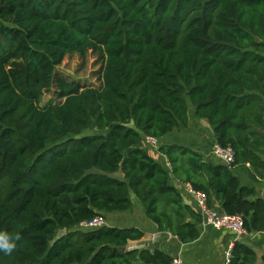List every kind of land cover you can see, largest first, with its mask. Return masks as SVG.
Returning <instances> with one entry per match:
<instances>
[{"label": "trees", "instance_id": "16d2710c", "mask_svg": "<svg viewBox=\"0 0 264 264\" xmlns=\"http://www.w3.org/2000/svg\"><path fill=\"white\" fill-rule=\"evenodd\" d=\"M88 52L102 61L99 88L56 71ZM50 90L62 102L41 105ZM189 104L232 148L231 166L160 146L168 171L147 153L145 138L186 126ZM259 154L264 0H0V233L21 237L0 264H171L160 251H124L138 228L79 227L131 210L133 196L157 232L194 241L200 215L171 177L261 233L264 202L232 172H264ZM245 240L230 264H259Z\"/></svg>", "mask_w": 264, "mask_h": 264}, {"label": "crops", "instance_id": "0c3cea01", "mask_svg": "<svg viewBox=\"0 0 264 264\" xmlns=\"http://www.w3.org/2000/svg\"><path fill=\"white\" fill-rule=\"evenodd\" d=\"M188 121L185 127L176 129L171 135L157 141V146L147 144V153L166 170L169 162L165 155L159 152V147H180L198 154L204 163L217 165L219 161L212 154V146L215 144L214 128L205 120L194 117V110L189 108ZM264 162V154H259ZM241 187L254 190L255 197L264 202V172L254 171L249 164L237 166L232 169ZM120 178L121 175L116 176ZM171 185L176 188L181 197L182 207L191 208L198 213L192 196L187 192L186 184H181L177 179L171 177ZM132 209L121 214H109L105 217L106 226L115 228L135 227L144 232L142 239L128 242L124 251L150 252L160 251L172 258L179 257L183 264H223L224 253L230 244H234V234L227 230H215L211 227L202 226V218L199 222V236L192 242L181 243L176 237L168 233H160L155 230L147 219H145L138 200L131 197ZM213 209L221 213L219 202H215ZM189 220V218H187ZM244 242L255 250L258 263L264 256V231L250 234ZM136 264H144L137 262Z\"/></svg>", "mask_w": 264, "mask_h": 264}, {"label": "built area", "instance_id": "2783aa9c", "mask_svg": "<svg viewBox=\"0 0 264 264\" xmlns=\"http://www.w3.org/2000/svg\"><path fill=\"white\" fill-rule=\"evenodd\" d=\"M145 142L146 144L157 146V140L145 138ZM212 154L220 163L226 166H231L234 162V152L230 147H222L215 143L212 146ZM185 188L194 200L196 210L202 218L203 227H211L215 230H227L234 234L235 240L249 237L250 234L245 229L242 216L230 215L224 212L218 213L209 207L207 196L203 192L195 190L190 185H186ZM105 224L104 217L96 216L90 221L80 223L79 227L81 229H98ZM232 247V244L227 247L224 253L223 264H230ZM171 264H183V262L179 257H174L171 260Z\"/></svg>", "mask_w": 264, "mask_h": 264}, {"label": "rangeland", "instance_id": "374dc122", "mask_svg": "<svg viewBox=\"0 0 264 264\" xmlns=\"http://www.w3.org/2000/svg\"><path fill=\"white\" fill-rule=\"evenodd\" d=\"M101 66L100 56L96 53L88 52L84 57L78 54L67 55L56 68V71L65 79L77 82L81 87L99 88L101 81L98 77ZM54 101L53 90H50L44 93L41 105H49L51 102L57 105L62 102V100ZM189 108L193 109L190 104ZM119 175L120 173H116L113 176Z\"/></svg>", "mask_w": 264, "mask_h": 264}, {"label": "clouds", "instance_id": "9594fccd", "mask_svg": "<svg viewBox=\"0 0 264 264\" xmlns=\"http://www.w3.org/2000/svg\"><path fill=\"white\" fill-rule=\"evenodd\" d=\"M20 239L19 234L0 233V251L11 253Z\"/></svg>", "mask_w": 264, "mask_h": 264}]
</instances>
